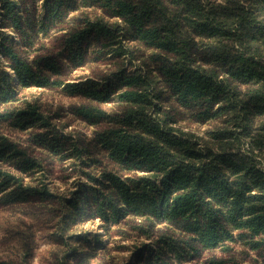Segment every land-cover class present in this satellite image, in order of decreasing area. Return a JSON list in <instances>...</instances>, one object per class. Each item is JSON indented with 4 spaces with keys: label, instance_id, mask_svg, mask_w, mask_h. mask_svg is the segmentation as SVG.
Here are the masks:
<instances>
[{
    "label": "trees",
    "instance_id": "obj_1",
    "mask_svg": "<svg viewBox=\"0 0 264 264\" xmlns=\"http://www.w3.org/2000/svg\"><path fill=\"white\" fill-rule=\"evenodd\" d=\"M39 1L0 0V55L27 85L74 98L69 114L91 129L76 141L57 136L49 102L17 104L0 84V122L42 129L28 144L0 133V205L42 199L67 208L61 223L82 214L118 226L138 219L140 233L162 227L158 239L175 237L161 220L183 222L229 262L237 251L219 238L237 232L245 258L264 264V170L255 157L264 154V0H42L38 21ZM9 29L26 51L8 41ZM84 65L91 77L68 82ZM192 124L206 127L201 145ZM89 151L93 161L84 160ZM68 161L90 169L83 192L25 180Z\"/></svg>",
    "mask_w": 264,
    "mask_h": 264
},
{
    "label": "rangeland",
    "instance_id": "obj_2",
    "mask_svg": "<svg viewBox=\"0 0 264 264\" xmlns=\"http://www.w3.org/2000/svg\"><path fill=\"white\" fill-rule=\"evenodd\" d=\"M43 13L42 0H40L36 11L38 21L42 20ZM73 13L74 11H70L67 16ZM7 35L10 43L27 50L28 47L22 43V38L15 31L9 29ZM42 37V32H39L38 38L42 39ZM91 75V68L84 65L70 70L66 77L68 82L74 83L85 81ZM5 83L9 85L10 95H13L12 102L30 105L39 100L41 105L46 101L50 103L45 114L49 118L53 134L76 141L82 133L86 134L90 131L91 127L87 126L86 122H81L79 118L69 114L68 108L75 101L74 98L59 91H46L42 86L35 84L27 85L12 69L10 63L0 55V84ZM115 102L114 99L107 103L106 107L110 108ZM187 128L195 134L194 138L198 139L201 145V137L204 138L206 127L202 124H192ZM37 132H42V129L21 130L10 123L0 122L2 135L25 144H28L29 137ZM89 152L84 160L93 161L98 154L95 151ZM255 157L258 160V167L264 170V154H256ZM88 170L90 169L83 166L74 167L69 161L61 162L47 167L43 175L42 171L38 170L25 180L33 179L37 181L34 183H42V179H45L46 185L52 191L68 193L70 196L81 188L80 184L85 183L87 179L84 172ZM91 171L95 172L92 167ZM82 190L80 189L79 192H83ZM59 207L54 203L42 204V199L29 203L17 201L11 205H0V263L52 264L55 262V256L58 255L64 256V264H106L107 260L112 261L110 264H262L260 259L251 261L245 258L246 254L240 252L243 251V244L237 239V232H233L230 236L224 232L219 238V242L225 241L237 251L236 260L229 262V254L222 255L220 250L211 251L217 245L209 246L208 242L202 240L200 234L191 233L183 222L166 224V220H161L164 225L171 227L175 237L158 239L156 235L161 233L162 227H156L155 235L140 233L136 226L139 223L138 219H132L127 224L121 222L119 227L114 219L106 223L100 217L89 219L86 214H82L79 218L74 215L61 223V216H67L68 211L65 206L61 207L63 210ZM132 225L136 229L132 228ZM102 244L113 246L116 250L105 253L106 250L99 249ZM24 246L29 248L24 250L22 249ZM199 249L203 251L199 252Z\"/></svg>",
    "mask_w": 264,
    "mask_h": 264
}]
</instances>
